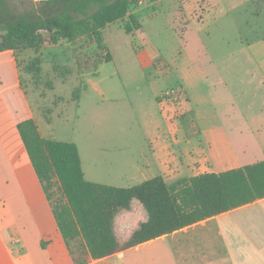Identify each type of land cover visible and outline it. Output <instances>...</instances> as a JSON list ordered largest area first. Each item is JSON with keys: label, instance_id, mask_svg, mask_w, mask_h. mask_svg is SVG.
<instances>
[{"label": "rangeland", "instance_id": "374dc122", "mask_svg": "<svg viewBox=\"0 0 264 264\" xmlns=\"http://www.w3.org/2000/svg\"><path fill=\"white\" fill-rule=\"evenodd\" d=\"M7 1L11 18L37 8L26 0ZM131 15L140 28L127 32L125 25L133 23L129 15L103 30L111 61L81 70L76 55L94 60L96 44L47 41L39 53L31 49L28 59L42 57L40 84L26 72L25 81L36 87L29 95L42 134L75 142L87 171L109 182L119 161L130 153L140 158L148 148L147 130L155 116L166 118L171 105L164 100L159 106L158 94L181 87L185 101L180 105L170 98L169 103L180 113L194 109L200 119L243 112L242 103H233L264 96V57L256 55L264 49V0H143ZM144 51L153 57L150 68L141 63ZM68 69L72 72L65 73ZM53 191L56 204L57 183Z\"/></svg>", "mask_w": 264, "mask_h": 264}, {"label": "crops", "instance_id": "0c3cea01", "mask_svg": "<svg viewBox=\"0 0 264 264\" xmlns=\"http://www.w3.org/2000/svg\"><path fill=\"white\" fill-rule=\"evenodd\" d=\"M26 1L37 6L43 0ZM260 39L264 41V37ZM30 50L20 55L14 50H0V264H77L18 128L28 118L37 121L40 131L43 128L37 104L34 108L29 95V89L34 92L36 87L32 81H25V61L33 56ZM256 55L264 57L263 47L256 50ZM152 59L148 51L140 54L145 68L153 66ZM156 100L159 106L164 105L161 95ZM238 103L246 110L213 113L200 119L191 108L179 116V109L168 102L171 106L166 114L163 112L166 118L158 120L155 116L148 128V148L140 158L130 153L119 161L110 182L97 178L94 170L87 171L82 159L85 178L128 187L162 176L168 184H174L201 173L262 161L264 96L233 104ZM147 220L142 203L133 200L131 208L115 218L120 249L92 259L87 249L81 248L87 259L82 264H264V198L124 247ZM74 244L84 245V241L78 239Z\"/></svg>", "mask_w": 264, "mask_h": 264}, {"label": "trees", "instance_id": "16d2710c", "mask_svg": "<svg viewBox=\"0 0 264 264\" xmlns=\"http://www.w3.org/2000/svg\"><path fill=\"white\" fill-rule=\"evenodd\" d=\"M142 1L43 0L32 12L11 18L8 1L0 0V50L19 53L34 49L39 53L47 41L67 40L74 44L86 39L96 44L98 53L94 60L78 53V68H98L100 63L112 60L103 30L129 15L133 23L125 25L127 32L140 28L131 10ZM41 64L42 57L37 55L24 67L33 74L37 84H40ZM55 68L60 70L61 67L56 65ZM71 72V69L65 71ZM18 128L77 264L87 261L83 250L76 252L74 242L78 239L84 241V245L78 246L86 248L92 259L109 256L120 249L114 231L115 218L120 211L130 209L133 200L142 203L148 220L133 232L123 245L126 248L264 198V160L182 178L174 184L157 176L120 187L87 180L77 144L44 137L34 118L20 122ZM56 183L60 198L54 204Z\"/></svg>", "mask_w": 264, "mask_h": 264}, {"label": "built area", "instance_id": "2783aa9c", "mask_svg": "<svg viewBox=\"0 0 264 264\" xmlns=\"http://www.w3.org/2000/svg\"><path fill=\"white\" fill-rule=\"evenodd\" d=\"M184 93L181 87H176V88H172V89H168L165 93H163L162 98H164V100L170 102V98H173L177 101H179V104L181 105L182 102H184ZM180 110V107H179ZM184 116L185 112H181L179 111V116Z\"/></svg>", "mask_w": 264, "mask_h": 264}]
</instances>
